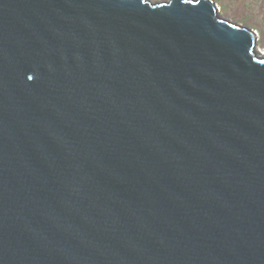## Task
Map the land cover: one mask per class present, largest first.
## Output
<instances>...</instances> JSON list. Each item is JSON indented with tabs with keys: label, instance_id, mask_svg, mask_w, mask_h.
Masks as SVG:
<instances>
[{
	"label": "water",
	"instance_id": "water-1",
	"mask_svg": "<svg viewBox=\"0 0 264 264\" xmlns=\"http://www.w3.org/2000/svg\"><path fill=\"white\" fill-rule=\"evenodd\" d=\"M214 0H0V264H264V54Z\"/></svg>",
	"mask_w": 264,
	"mask_h": 264
},
{
	"label": "rangeland",
	"instance_id": "rangeland-1",
	"mask_svg": "<svg viewBox=\"0 0 264 264\" xmlns=\"http://www.w3.org/2000/svg\"><path fill=\"white\" fill-rule=\"evenodd\" d=\"M154 3L169 0H150ZM220 16L258 34V51L264 53V0H214Z\"/></svg>",
	"mask_w": 264,
	"mask_h": 264
},
{
	"label": "bare ground",
	"instance_id": "bare-ground-1",
	"mask_svg": "<svg viewBox=\"0 0 264 264\" xmlns=\"http://www.w3.org/2000/svg\"><path fill=\"white\" fill-rule=\"evenodd\" d=\"M264 54V53H263Z\"/></svg>",
	"mask_w": 264,
	"mask_h": 264
}]
</instances>
